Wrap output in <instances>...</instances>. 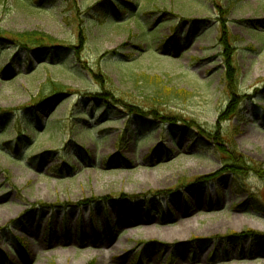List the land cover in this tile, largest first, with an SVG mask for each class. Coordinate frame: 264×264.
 <instances>
[{
  "label": "rangeland",
  "instance_id": "1",
  "mask_svg": "<svg viewBox=\"0 0 264 264\" xmlns=\"http://www.w3.org/2000/svg\"><path fill=\"white\" fill-rule=\"evenodd\" d=\"M36 1L0 0V28L77 50L31 70L21 53L0 78L13 115L0 120V264H264V180L224 172L219 152L264 170V0H110L107 18L90 11L102 0H75L77 14ZM15 54L1 50L0 70ZM153 77L187 95L157 101ZM49 78L72 93L28 128L22 108ZM104 95L102 110L85 101ZM116 99L148 122L113 115ZM80 100L90 115L75 120Z\"/></svg>",
  "mask_w": 264,
  "mask_h": 264
},
{
  "label": "trees",
  "instance_id": "2",
  "mask_svg": "<svg viewBox=\"0 0 264 264\" xmlns=\"http://www.w3.org/2000/svg\"><path fill=\"white\" fill-rule=\"evenodd\" d=\"M67 2V9L73 13L78 12V10L80 9V7L76 6V2L75 0H66ZM107 2V3H106ZM110 0H102L100 3L97 4V6H94L93 8L90 9V11L97 9L98 6H104V10L103 11V16H93L92 18H107L108 16H110L109 13V9H107V14H106V5L110 3ZM53 4L55 3V0H37L36 4ZM106 3V4H105ZM115 9L117 11H119L121 8H123L122 10L126 9L125 13L128 14L130 13V7L132 8L133 6L135 7V4L133 3H125V5H121L120 3H116V4H112ZM90 22V20H89ZM254 23V22H253ZM262 30H264V20H259L256 21V23ZM259 28V29H260ZM260 29V30H261ZM80 39H82L83 37V33L80 32ZM142 37H144V35H142ZM156 40V39H155ZM157 43V41H156ZM162 45V44H161ZM163 47H165V44L163 43L162 45ZM4 48H12L16 54L14 55V57H12L9 61V64L2 68L0 70V78L2 77H6L9 75H15V70L14 68H12V65L15 62L18 61H22L21 58V53H25L28 56L27 61L29 62L30 66V70L33 66V58H43L46 57L45 55L49 52L52 51H57V50H64L65 53H68L71 51V49L77 50L76 46H66V44L64 42L59 41L57 38H54L53 36L46 34L44 32H40V31H31V32H23V33H15V32H7L4 29L0 28V53L1 50ZM230 66L231 64L228 63ZM44 66H47L46 64ZM63 66V65H62ZM19 74H21V72H19ZM154 81H157V83L159 82L160 84H158V91L156 92V95L159 96L158 98H155L157 101H162V98L164 99V97L169 98L172 95L177 96V97H182V96H186L187 92L184 90H172L170 88H167L165 85H163V80L161 78H154ZM68 93H72V91L70 90L69 87H66L65 85H63L60 82L54 81L53 79L49 78L47 79V81L41 86L39 93L36 97H34L31 100V104H29L28 106H25L22 108V110L24 111V116L25 119L22 122H25V124L27 125L28 128H32L34 126H36L37 124L31 123L26 115L32 114V118H35L36 121L38 123H41V117L37 118L40 116L41 113H45V111L49 112L51 111L57 104V100H62V98L67 99L70 95ZM106 95L104 96H93L91 99L86 98V100H92L94 102L100 103L101 102V106L98 107L96 110H102V107L104 106V104H109L112 105L110 103L109 100H104L102 99V97L104 98ZM111 99V98H110ZM85 101L84 100H80L79 103L74 107V114L76 115L74 117L75 120L79 119V117H77V115H81L86 117H89L90 113H88L85 109ZM118 102H123L121 99H116V104L113 106H109L112 110H113V115H120V114H127L130 116H134L135 119L138 122H141L140 125H144L148 122V119L146 117V115H144L145 111L139 109V107H133L131 105H126V107L128 108V111H131L130 113H128L126 110L122 109L119 105ZM119 104V105H118ZM93 106V105H92ZM95 109V108H94ZM92 108V111L94 110ZM141 111V113L138 112H134V111ZM39 111L40 114L37 115V112ZM155 112V111H154ZM109 111H103L100 113V118H105L107 115H109ZM12 117L13 115L11 114V112H9L8 110H1L0 109V120L2 122L3 119L6 117ZM21 116L19 115L18 117V125H22L21 124V119H19ZM81 120V119H80ZM87 120V119H85ZM112 121H106V123H110ZM3 124V123H2ZM1 125V124H0ZM38 126V125H37ZM194 128L198 127V126H193ZM34 132H36V130L34 129ZM128 132L127 127H125V131L124 133L126 134ZM22 133H24V131H20L19 133V142L20 143H24L23 146H27L28 144H30L32 142V139L29 137H22ZM21 134V135H20ZM1 136V135H0ZM144 140L151 138V134H145L143 135ZM24 139H28L27 141H25ZM214 148H217V145L214 144ZM230 150H226L224 148H220L219 152L225 156L224 158H222V162H223V169L224 172L226 173H231L233 175H235L236 177L241 178V176L244 173H248V172H252L255 173L259 178H262L264 180V170L261 169L260 167H256L253 164H249L248 162H245L244 160H242L241 157L237 156V157H233L230 155V152L237 154L236 150L234 147H232L231 145H229ZM155 148H153L152 152L156 151ZM151 152V153H152ZM73 173V172H72ZM71 173V174H72ZM219 175V174H218ZM217 174L215 175H210L207 177H203L200 179L196 180V183L198 184L200 181H204V180H209V179H213L215 177L218 176ZM123 196V194H122ZM105 200H107V198H104ZM176 200V199H173ZM125 203V202H124ZM106 212V211H104ZM244 234H252L255 237H257V235L251 231H246ZM231 236H235L234 234L230 235ZM262 238H264V236H261Z\"/></svg>",
  "mask_w": 264,
  "mask_h": 264
}]
</instances>
